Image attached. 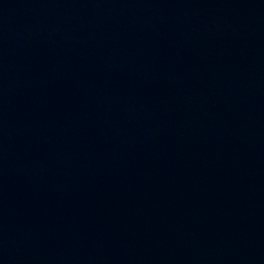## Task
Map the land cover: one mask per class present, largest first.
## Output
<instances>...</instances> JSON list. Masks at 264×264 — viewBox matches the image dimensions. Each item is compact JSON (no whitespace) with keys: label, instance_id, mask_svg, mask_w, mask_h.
<instances>
[{"label":"water","instance_id":"obj_1","mask_svg":"<svg viewBox=\"0 0 264 264\" xmlns=\"http://www.w3.org/2000/svg\"><path fill=\"white\" fill-rule=\"evenodd\" d=\"M0 264H264V0H0Z\"/></svg>","mask_w":264,"mask_h":264}]
</instances>
